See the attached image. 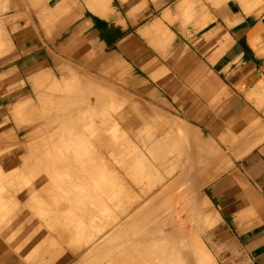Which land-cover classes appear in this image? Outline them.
I'll return each mask as SVG.
<instances>
[{
    "label": "crops",
    "instance_id": "crops-1",
    "mask_svg": "<svg viewBox=\"0 0 264 264\" xmlns=\"http://www.w3.org/2000/svg\"><path fill=\"white\" fill-rule=\"evenodd\" d=\"M0 20V264L148 244L162 264L163 243L264 264V0H0Z\"/></svg>",
    "mask_w": 264,
    "mask_h": 264
},
{
    "label": "bare ground",
    "instance_id": "bare-ground-1",
    "mask_svg": "<svg viewBox=\"0 0 264 264\" xmlns=\"http://www.w3.org/2000/svg\"><path fill=\"white\" fill-rule=\"evenodd\" d=\"M0 43H1V41H0ZM51 124H57V122L55 121V122H53ZM44 128H45V126L44 127L42 126L41 129L38 131V133L35 134L36 141L39 140V143H40L41 146H44V145L47 146V145H49V142L53 141V140H56V142H55V144H53V146H54L53 149L45 150L44 148H41L39 154L45 156V158H47L50 161H55L56 157L59 154V147H58L59 140H58V137H57L58 133L49 132L46 128L45 129ZM33 130L36 131L37 128L32 129L29 132V135H31V136L34 135L35 131L33 132ZM27 134H28L27 131L24 132L23 143H19V142L15 141L14 142V146L15 147L14 148L12 147L15 152H18L23 157H27V155H29V154L30 155H32V154L34 155V152H32V149H31L32 147L30 148V147L27 146L28 143L26 141H27V138H29V136ZM55 183L57 185H60L59 181H55Z\"/></svg>",
    "mask_w": 264,
    "mask_h": 264
},
{
    "label": "rangeland",
    "instance_id": "rangeland-1",
    "mask_svg": "<svg viewBox=\"0 0 264 264\" xmlns=\"http://www.w3.org/2000/svg\"><path fill=\"white\" fill-rule=\"evenodd\" d=\"M38 6H42V5H38ZM37 6V7H38ZM24 10H26L24 8ZM0 54L3 52L2 51V47L5 45V41H4V34H5V28L2 25V21L0 20ZM40 79H38L37 81H39ZM41 100H38V103H41ZM25 177V176H24ZM8 179V180H7ZM23 182H25V179L22 180ZM2 182V183H1ZM17 181H12L9 178H0V202L1 201H7L8 197L6 195H3L1 193H6L7 189H10V187L12 186V184L16 183ZM3 187V188H2ZM153 248L154 245H149L148 244V261L147 264H156L155 260H153V258H151L153 256ZM172 248L170 244L167 243H163V259H162V264H187L186 260H174L171 259V255L172 256H176V249H175V254H172ZM183 251V248L181 245H178V254L181 255ZM177 254V255H178ZM157 264H160V260L157 262Z\"/></svg>",
    "mask_w": 264,
    "mask_h": 264
}]
</instances>
